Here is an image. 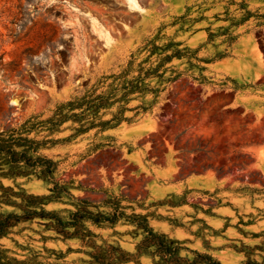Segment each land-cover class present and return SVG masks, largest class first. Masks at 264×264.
Returning a JSON list of instances; mask_svg holds the SVG:
<instances>
[{"label":"rangeland","instance_id":"374dc122","mask_svg":"<svg viewBox=\"0 0 264 264\" xmlns=\"http://www.w3.org/2000/svg\"><path fill=\"white\" fill-rule=\"evenodd\" d=\"M0 139L55 162L0 154L17 202L84 215L15 225L11 264H264V0H0Z\"/></svg>","mask_w":264,"mask_h":264},{"label":"trees","instance_id":"16d2710c","mask_svg":"<svg viewBox=\"0 0 264 264\" xmlns=\"http://www.w3.org/2000/svg\"><path fill=\"white\" fill-rule=\"evenodd\" d=\"M130 89V88H129ZM131 92V91H129ZM97 98V101L91 100L87 102L86 107L84 108L85 111L93 110L96 111L100 107L104 106L105 100L107 102L108 97L105 95H100ZM118 101V100H116ZM84 103H80L79 107H83ZM122 118H120L121 120ZM5 154L8 158L11 164L16 165L18 163L24 162L26 166H34V165H40L43 167V170H41L42 173L48 174L51 173L53 170L52 166L55 164V162L49 158L44 157H36L34 163H30V157L27 155L25 151H17L11 148L9 145L4 144V140L0 139V154ZM56 189V188H54ZM0 202L11 204L13 206H18L22 209V213H16L14 211L10 212H0V238L6 236L9 234L12 230V228L17 225L18 223L28 220V219H34L35 217H43L48 218L55 222L56 229L64 230L68 227H74L75 231H78V227L81 221V218H83L84 215L80 214V211L77 210L72 214V218L70 221H63V219L57 214L46 211L44 209H32L29 206H23L22 203L17 202L13 197L20 194V192L14 191L13 188L10 186H4L0 183ZM27 199L30 201H36L39 199V196L35 195H27ZM81 215V216H80ZM80 216V217H79ZM100 214L93 215L90 213L88 216L89 219H91L94 223L100 222L99 217ZM124 216L123 213L118 214L115 212L112 217L106 218V221L116 222L119 217ZM135 221V220H134ZM137 225H141L144 230L147 232V237L151 238L153 240V244L157 246L158 249H163L166 254L170 255H176L178 250L180 249V246H172L168 243V239L166 238L165 234L159 233L155 231L146 221H139ZM5 250L0 246V264H11V261L5 260L4 255ZM194 254L196 258L203 259L205 264H222L219 260L215 259L210 254H202L198 251H194ZM16 261L15 259H13ZM194 261V260H193ZM17 263V261L15 262ZM258 264V263H253Z\"/></svg>","mask_w":264,"mask_h":264}]
</instances>
